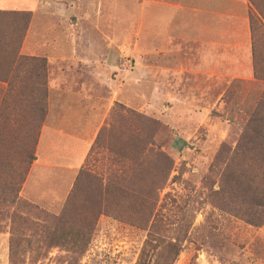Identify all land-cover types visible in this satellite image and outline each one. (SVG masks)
<instances>
[{"label": "rangeland", "instance_id": "374dc122", "mask_svg": "<svg viewBox=\"0 0 264 264\" xmlns=\"http://www.w3.org/2000/svg\"><path fill=\"white\" fill-rule=\"evenodd\" d=\"M46 1L50 6L45 16L55 23L63 22L68 35L76 41L78 55L89 57L91 66L82 67L88 74L107 54L122 57L117 74L121 75L118 80L124 111L116 109L117 105L112 108L106 125L101 128L102 139L92 146L80 171L106 179L110 171L129 169L127 175L131 176L130 180L133 178L134 192L138 194L156 182L155 179L162 182L160 170L164 160L159 154L171 162L168 179L150 197L156 202L152 216L142 220L143 210L134 216V221L117 219L112 214L100 215L78 264H137L145 255L147 264H169L172 257L169 244L174 239L167 228L183 232V220H189L191 227L172 264H264V208L253 211L251 216L241 208L242 213L239 211L240 216L235 218L234 213L212 210L206 201L209 187L216 191L222 181L241 184L246 190H259L264 196L262 34H254L256 77L183 75V0H44L42 3ZM252 1L264 11V0ZM256 14V10L251 11L249 16ZM26 15L30 16L29 28L32 14ZM9 18L0 16L1 81H9L3 78L10 63V46L5 38L8 35L10 42L9 35L23 29L20 21L11 24ZM55 47L65 49L62 44ZM14 74L8 82L11 88L5 99L26 104L21 111L28 116V131L26 135L22 132L15 136L0 130V135L3 133L0 137V264H69L74 259L71 254L74 247L66 244L47 248L45 238L53 229L39 212L56 215L73 186L58 198L45 195L29 201L19 195L35 158L37 130L46 117L49 94L47 85L42 90L28 74ZM85 85L89 87L87 92L95 96H110L103 82L97 86ZM7 122L1 121L0 129L9 128ZM112 127L117 135H112ZM118 134H122L123 144ZM139 137L153 140V145L148 146L152 148L150 159L142 166L135 157ZM129 138L128 146L125 143ZM121 155L127 160L121 162ZM116 159L118 163L114 164ZM137 173L142 183L135 177ZM93 187L78 188L74 193V210L65 214L69 224L61 226L59 231L68 234V240L84 225L79 216L81 204L85 203L87 208L95 203ZM114 199L126 210L137 209L138 199L142 198L112 196L111 200ZM22 205L37 210L27 214V207ZM137 217H141V224L135 221ZM23 218L36 227L22 223ZM169 223L172 225H165ZM255 223L259 225L253 226ZM157 224L165 225L159 229L162 236L149 237L151 227Z\"/></svg>", "mask_w": 264, "mask_h": 264}, {"label": "crops", "instance_id": "0c3cea01", "mask_svg": "<svg viewBox=\"0 0 264 264\" xmlns=\"http://www.w3.org/2000/svg\"><path fill=\"white\" fill-rule=\"evenodd\" d=\"M43 1L0 0V12L32 14L19 55L47 62V114L37 130L35 158L19 193L29 201L67 194L112 108L122 106L123 96L118 80L121 75L117 74L122 57L109 53L88 74L82 67L91 66L89 57L78 55L76 41L63 22L55 23L45 16L50 4ZM251 11L255 9L249 0H183V75L253 77ZM60 44L65 49L55 47ZM13 75L4 71L3 78L9 81L0 80V109L5 122L9 121L4 134L26 135L28 116L21 111L26 104L5 99ZM101 82L109 97L87 92L85 84L97 86Z\"/></svg>", "mask_w": 264, "mask_h": 264}, {"label": "trees", "instance_id": "16d2710c", "mask_svg": "<svg viewBox=\"0 0 264 264\" xmlns=\"http://www.w3.org/2000/svg\"><path fill=\"white\" fill-rule=\"evenodd\" d=\"M253 7L255 8L257 14L250 15L249 16V23H250V29H251V35H252V60H253V76L256 77L255 73V59H254V38H255V32H259L262 34L261 36L264 37V11L258 9V6L254 3V1L249 0ZM26 13L28 12H0V16L2 17H10L11 19L9 22L11 24L19 23L20 21L22 23L23 29L19 30L20 33L14 34L12 33L9 35L10 42L8 41V35L6 36L5 40L10 46V63L7 65V69L12 70L13 73H24V75H29L30 77H33L34 80H36V83L42 90H46L47 85V72H46V60L40 59V58H28L24 56L19 55L20 47L22 45L23 39L25 37L28 23L30 16H27ZM4 19V18H2ZM8 21V20H6ZM20 24V23H19ZM14 77V76H13ZM17 77V76H16ZM45 97V96H44ZM121 109V111H124V107L121 105H117L116 109ZM0 120L2 122H5V120L2 117V110L0 109ZM124 120V116H122V122ZM126 120V119H125ZM0 121V122H1ZM127 124H130V121L126 120ZM141 124V122H140ZM0 130H5V128H1ZM113 130V127L111 128ZM110 130V131H111ZM104 129H102L98 137L95 141V145L99 143V141L102 139V135L104 134ZM2 133V132H1ZM117 130L112 131V135H117ZM3 133L0 135L2 137ZM120 141H122V144L124 143V139L122 134H118ZM122 137V138H120ZM135 141V139H132ZM130 138L126 141L125 145L129 146ZM153 140L151 138L147 137H139L138 144L136 143L138 153L135 154V157L138 158V161L140 163V166L147 162L150 159V154L152 153V148L148 147L150 145H153ZM176 142V141H175ZM149 148V149H148ZM111 151L112 148H109ZM181 149L180 147L178 148ZM162 159L164 160V166L161 167L160 174L162 175V182L157 183L158 179H155L156 182H152L151 185L148 187H144L143 190H141L138 194L134 192L133 188V178L130 180L131 176L127 175V172L129 169H123V170H115L110 171L108 175L106 176V179H102L101 177H98L95 174H92L88 171L82 170L77 175L73 190L67 200L65 201L64 205L61 207L60 211L56 215H49L48 213L44 211H40V216H43L42 219L45 221H49V223L52 225V231L47 235V238H45L46 246L47 248H51L54 246L62 247L66 244L72 245L74 249L72 248L71 254L73 255L74 259L69 264H78L79 259L85 252V248L88 244V241L91 236V232L93 230V227L96 225V221L100 215H111L115 216L117 219H120L123 217V219H128L134 221V216L139 215L142 210V220H147V218L151 217L155 207L156 202L155 199L151 196L156 194V191H158L166 182L168 179V176L171 171V162L167 157H165L163 154H159ZM123 155L119 156L120 158ZM122 160H127V157L123 156ZM114 164L118 163V159L114 160ZM135 171V170H132ZM138 180V182L142 183L143 179L140 177L139 173L135 176ZM91 186H94V192L96 193L95 196V203L94 205H91L87 208L85 207V203L81 204V214L79 216L81 217L80 220L83 222V227L80 230H76L73 232L71 238L68 240V234L65 235L60 233L61 226L68 225L69 221L66 220L65 214L66 212H69V214L74 210V204L76 199V194L78 188H90ZM154 186H159L155 189H153ZM210 190L206 196L207 205L210 206L212 210H218L226 214L234 213V217H239L241 211L240 209L243 208L244 211H247V214L251 216V213L253 211L258 212L260 209L264 208V196L262 197L261 194H259V190H251V189H244L241 184H235L231 185L229 182L222 181L219 184V189L214 191L212 190V187H209ZM248 192V195H247ZM140 195L142 199H138L139 206L137 209H126L122 210L120 206L119 200H111L112 196H122V197H129V196H135ZM150 198V199H149ZM263 201V202H262ZM113 204V205H112ZM24 206V205H22ZM235 206L234 210L232 207ZM27 207L25 210L27 214L30 213L31 210H37L35 207ZM239 208V210H238ZM242 213V211H241ZM14 219L18 218V216H14ZM39 218V217H38ZM37 218V219H38ZM78 219V218H77ZM132 221H129L132 223ZM135 221L137 223H140L141 217L135 218ZM75 223V221H72ZM25 224H28L32 227H36L34 224L29 223V220L27 218H23V222ZM142 223V222H141ZM140 223V224H141ZM258 226V223H255ZM165 225H172V224H165ZM163 224V226H165ZM162 224L158 226L151 227V234H149V237H152V234L162 236L161 228L163 227ZM181 226L183 228V232L181 230H170L167 228V231L172 233V237L174 239L173 243H170L169 246L172 247V257L169 264H172L177 257L179 256L181 252V246L182 242L187 240V233L189 231V228L191 227V223L189 220L182 221ZM42 229L47 228L45 226H40ZM39 228V227H37ZM181 228V229H182ZM63 230V229H62ZM86 230V234H85ZM178 231V232H177ZM59 233V234H58ZM182 233V235H181ZM13 235V234H12ZM159 236H157V239L159 240ZM46 253L42 254V256H45ZM147 255L145 257L141 256L139 262L137 264H147Z\"/></svg>", "mask_w": 264, "mask_h": 264}]
</instances>
